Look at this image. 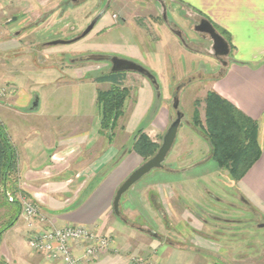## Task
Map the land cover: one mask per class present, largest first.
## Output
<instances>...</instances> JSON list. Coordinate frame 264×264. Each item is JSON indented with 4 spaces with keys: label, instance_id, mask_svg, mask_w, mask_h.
Listing matches in <instances>:
<instances>
[{
    "label": "crops",
    "instance_id": "1",
    "mask_svg": "<svg viewBox=\"0 0 264 264\" xmlns=\"http://www.w3.org/2000/svg\"><path fill=\"white\" fill-rule=\"evenodd\" d=\"M20 1V10L26 14V0ZM35 1L40 3V0L28 2ZM107 1L78 0L73 3L49 0L51 12L42 21L36 22V15L31 19L33 14L17 20L20 26L29 22L34 24L24 36H32L33 41L25 42V45L29 51L34 47L40 50L45 68L36 71L41 75L48 74L44 79L46 82L36 84L31 99L24 96L20 99L27 104L20 108L21 111L10 108L9 104L19 101L15 97V81L23 79L22 76L5 79L3 83L14 88V94L6 104H0V123L16 151L19 191L37 204L57 227L84 226L109 239L107 250L89 264H223L217 258L215 241L199 235V225L194 222L190 214L192 209L186 204V200L196 203L192 197L205 189L195 185L192 191H186L181 185L211 178L213 182V178L219 176L221 169L212 160L209 146L202 163L170 172L152 171L122 196L120 209L124 215L137 220L142 230L156 231L147 205L156 211V204L162 201L161 196L168 188L172 196L177 194L180 206H172V210L177 212L180 220L175 219L174 229L170 227L166 234H158L163 238L129 228L113 215L112 201L119 183L144 163L131 151L133 135L143 129L149 138V134H154L156 139L150 138L153 143L161 139L170 121L164 102L167 98L161 92L162 102L158 105L160 97L144 77L122 73L118 83L129 90L130 99L126 105L123 130L117 131L109 144L99 134L96 97L99 91H108L112 84L95 81L97 76L92 74L100 67L85 71L86 67L76 68L77 63H72L64 68V61L90 53H108L134 60L151 71L158 82L166 81L168 59L166 47L161 45L160 39L163 37L168 43L175 41L170 39L169 28L163 22L159 28L150 25V21H156L160 16L157 11H162L155 0H111L105 14L85 38L70 45L44 46L55 40L78 37ZM163 1L166 15L169 13V23L199 33L194 30L195 26L207 21L227 42L229 54L223 56L225 67H222L221 74L209 80L210 91L257 125L259 158L236 182L235 188L252 210L264 218V0ZM10 42H0V53L24 56L23 45ZM135 42L144 48L139 50ZM188 53L192 58L202 56L199 52ZM32 62L38 66L39 60ZM55 64L61 68L55 69ZM210 160L212 163L208 167ZM10 213L4 225L12 219H15L14 224L3 232L0 227V264H51L29 251L27 246L28 234L43 226L34 223L33 228H29L20 211L13 206ZM166 213L169 219L170 212ZM12 237L28 248L26 258H19L14 249L11 259L8 253L9 249L12 250L9 242ZM137 259L143 262L136 263Z\"/></svg>",
    "mask_w": 264,
    "mask_h": 264
},
{
    "label": "rangeland",
    "instance_id": "2",
    "mask_svg": "<svg viewBox=\"0 0 264 264\" xmlns=\"http://www.w3.org/2000/svg\"><path fill=\"white\" fill-rule=\"evenodd\" d=\"M4 1V2H2ZM29 0H26L25 3V10H27V13L24 14L23 10H20V0H0V42L1 41H11L10 44H16L15 42H19L22 44V52L25 53L24 56H19L16 54H4L0 53V75L4 77H0V87L7 86L4 83L5 79L7 80H13L14 77L22 76L20 80H16V92L15 97L19 99L14 105L9 104L10 108L14 110H20L22 106H24L25 100H20L23 96L24 98L30 96H34L35 93H33V89L36 88V84L40 82H46L48 77V74H39L36 70H40L42 68H45V65L42 64V60L40 55V50L31 49L28 50V46L25 45V42L33 41L32 36L24 37L25 31L34 24L27 25H21V23L17 20L21 19L24 15H32L31 19L35 17L36 15V22H40L43 20L45 15L48 12H51V2L49 0H40L39 4H36L37 1L34 3L28 2ZM78 2V1H77ZM58 4H61L60 2ZM56 4V5H58ZM64 4V3H62ZM61 7H63L61 5ZM159 15L162 17L163 12L157 11ZM160 16L157 18L156 21H150L151 27L159 28L162 25L163 19L160 18ZM167 20L170 19L169 13L166 15ZM169 18V19H168ZM23 23V22H22ZM31 24V25H30ZM29 25V26H28ZM170 25H174L170 22ZM173 27V26H171ZM180 29V30H179ZM173 30H179L182 33V36H186L185 38L189 37L190 39H197L198 35H196L191 29L189 28H181L180 26L173 27ZM18 31V32H16ZM169 32L171 33L170 39H172V42L174 43H168V41H165V38H161L160 43L162 46L166 47V57H167V67L165 68L167 74H166V81H157L159 85V92H160V98L158 101V105L161 104V92H163L164 96H166L167 100L164 101L166 103L167 110L169 112L170 121L173 122L176 118V111L172 109V101L173 97L176 92V88L181 83H186L187 80L191 79V83L187 84L184 89L180 93L179 97V108L178 111L183 114V119L181 122V125L179 127L177 137L175 140V143L171 149V152L169 153L168 157L166 158L164 162L165 170H178V169H185L188 168V166L196 165L198 163H202L204 159L205 151L208 148V145L205 143L204 139L198 135L195 131L190 128L189 123H191L194 120L195 111L199 113L201 121L204 120V100L208 93H211L210 91V79L216 77L219 74L218 69H220L218 63L208 57L204 56H195L192 58V54L188 53L191 52L189 49H187L184 45H180L179 39L171 32L169 29ZM23 34V35H21ZM176 38V39H174ZM169 39V38H168ZM169 39V41H171ZM189 40V39H188ZM136 43V42H135ZM179 43V44H178ZM193 43V42H191ZM137 47L140 49H143L144 46L141 45L139 42L136 43ZM194 50H197L199 52H202L203 50H207L206 47L203 48H194L191 47ZM27 49V50H26ZM188 51V52H187ZM195 52V51H192ZM143 53V50H142ZM88 55H110L108 53H90L83 56ZM202 55V54H201ZM72 57L67 58L66 61H64V68L70 67L72 63L75 65L77 63V67H86V70L91 71V69H95L97 67H100L99 70L96 71V73L92 74L94 76H101L109 73L110 70V64L106 62H74V60L79 59L80 57ZM39 60L38 66H34V62L36 63ZM41 60V61H40ZM56 61V60H54ZM134 61V60H133ZM63 63V62H62ZM138 64V63H137ZM142 67H144L142 64H139ZM63 66V65H62ZM38 67V68H37ZM55 69L61 68L57 64L54 65ZM145 68V67H144ZM84 69H82L83 71ZM155 78L156 76L149 71ZM165 72V71H164ZM39 74V75H38ZM159 77V76H158ZM162 78V77H160ZM165 78V76H164ZM157 79V78H156ZM2 80V81H1ZM147 80V79H146ZM11 86V85H10ZM164 88V89H162ZM167 89V91H165ZM156 92V91H155ZM163 97V96H162ZM130 99V98H129ZM6 104V101H3L1 103ZM10 102V101H9ZM0 103V104H1ZM27 105V104H25ZM127 105V103H126ZM126 105H125V111H126ZM125 116L120 125H123V122L125 121ZM188 124V125H187ZM169 127V126H168ZM167 127V129H168ZM166 129V130H167ZM119 131V130H118ZM121 131V130H120ZM166 132V131H165ZM143 134H145L143 132ZM146 135V134H145ZM134 136V135H133ZM150 138L152 140H155L154 134H149ZM148 137V136H147ZM149 138V137H148ZM149 138V139H150ZM155 144L160 147L163 136L160 137ZM150 139V140H151ZM156 154V153H155ZM149 160V159H148ZM146 162V161H144ZM212 160L208 161L207 164L211 165ZM204 164V163H203ZM210 165L208 167H210ZM197 169V167H196ZM136 170V169H135ZM133 170V171H135ZM132 171V172H133ZM131 172V173H132ZM220 174L219 176H215L213 178L209 179V181L203 180L200 182H192L194 184H191L189 182H185L181 185H183V189L186 191H189L194 189V186L196 185L198 188L202 187L205 190L200 191L197 193L196 197H192L193 202L186 200L187 206H189L192 210L190 213L192 215V218L195 223L199 225L200 231L199 235L201 237H207L211 238L215 241L216 249H218L217 252V258L223 263V264H264V227L257 228L255 224L257 223H264V220L260 219V215L257 213L256 216H254V220L252 222L244 221L245 219H249L250 216L247 214H243L240 211H233L230 210L226 206H219L215 199L224 198L223 193L229 192V193H235V184L236 182L231 181L228 178V175L225 171L219 170ZM129 173V175L131 174ZM223 173V174H221ZM119 183L118 187L124 182L128 176ZM150 174L142 178L141 180L147 178ZM120 177L118 176V179ZM18 176L13 177L10 179L6 185V190L3 188V184L0 183V227L3 229L5 227L4 222H7L6 220L11 214L12 206L16 208L15 205L11 204L13 201L17 200L20 203V213H21V201L25 200L28 202H31L33 205L38 206L37 204L33 203L30 199H27V197L19 191V182H18ZM177 189V187H176ZM170 188L166 190L165 195L161 196L162 201L157 203L156 205V211L152 210L149 205L148 211L152 215V219L156 228V231L162 235L166 234L167 230L163 227L160 215L159 214H166L167 212H170V218H169V224L170 227L174 229L173 223H176V220H180L179 216L177 215V212H173L172 206L175 208L180 206V198L174 195L172 196L169 193ZM178 190V189H177ZM17 191V192H16ZM172 192V191H171ZM207 192L209 193V198L207 195ZM8 194L9 196H7ZM124 197H122L123 199ZM11 200L12 202H10ZM185 201V200H184ZM232 202L233 205L239 206L238 203L234 201ZM183 203V202H182ZM181 203V204H182ZM12 205V206H11ZM39 207V206H38ZM120 216L118 219H120L127 227L132 229H137L140 227V223H138L137 220H130L128 219L124 213L123 210L120 209ZM44 214V213H43ZM114 215V213H113ZM208 215H214V216H221L223 218H229V219H237L243 222H239L235 226H230L231 233H218L217 228L211 229V227L203 226L200 222H198V217H201V219L207 220L209 225L211 226H218L220 227V224H217L213 221H210L208 219ZM115 216V215H114ZM262 217V216H261ZM176 219V220H175ZM262 219H264L262 217ZM127 224H126V222ZM172 222V223H171ZM178 230V229H177ZM4 240V238H3ZM8 241V239H6ZM2 241L0 237V242ZM22 241V240H21ZM10 246L12 248L9 249V255H13L14 249L15 254L19 255V258L23 259L26 258L28 255V248L22 244L18 243L17 239H10ZM173 242V241H172ZM170 242V243H172ZM169 243V244H170ZM173 242L172 244H174ZM21 246V247H20ZM30 251V250H29ZM14 254V255H15ZM10 255V256H11ZM11 259H13V256H11ZM143 262V260H136V263ZM151 264V263H150Z\"/></svg>",
    "mask_w": 264,
    "mask_h": 264
},
{
    "label": "trees",
    "instance_id": "3",
    "mask_svg": "<svg viewBox=\"0 0 264 264\" xmlns=\"http://www.w3.org/2000/svg\"><path fill=\"white\" fill-rule=\"evenodd\" d=\"M121 75L123 74L109 72L95 79L99 83L112 84L108 91H99L96 97L99 134L106 138L109 144L115 133L123 130L120 124L125 116V105L130 98L129 90L118 83ZM189 126L208 144L212 160L219 169L228 173L233 182L241 180L259 158L257 125L214 92L208 93L204 100V120L201 121L199 113L195 111L194 120L189 123ZM158 149L159 146L143 134V129H139L134 134L131 151L143 161L152 158ZM17 174L16 151L4 126L0 123V183L3 184L5 190L8 181ZM11 204L16 206L17 211H20V203L17 200ZM14 222L15 219H12L5 225L2 232L10 228Z\"/></svg>",
    "mask_w": 264,
    "mask_h": 264
},
{
    "label": "water",
    "instance_id": "4",
    "mask_svg": "<svg viewBox=\"0 0 264 264\" xmlns=\"http://www.w3.org/2000/svg\"><path fill=\"white\" fill-rule=\"evenodd\" d=\"M78 0H71V2L75 3ZM158 3L161 5L162 10H163V19L167 25V27L171 30V32L184 44V39L182 36V33L178 30H173V27L176 25L174 24L173 27L171 28L166 20V6L163 0H157ZM111 0H108L102 11L91 21V23L88 25V27L76 38L71 39V40H55L52 42H49L45 44V47H53V46H62V45H70L73 44L83 38H85L94 28L95 24L97 21L105 14L107 11L109 4ZM204 24L206 25L207 32L211 37V40L213 42L214 49H218V47H222L224 50L221 53L222 56H228L229 54V48L227 45V42L223 37L212 27L210 23L207 21H203ZM74 62H80V63H85V62H107L111 64V69L110 73L115 74V73H135L138 74L145 79L154 87L156 91L157 97H160V92H159V85L157 83L156 78L144 67L141 65L125 60V59H120L116 57H111L107 55H88V56H83L80 57L79 59L74 60ZM225 67V64L222 65ZM191 79L187 80V84L191 83ZM186 83H181L177 88L175 95L173 97L172 101V109L176 111V118L171 124L169 125L168 129L166 130L165 134L163 135L161 145L159 149L157 150L156 154L144 162L139 168H137L135 171H133L128 178L119 186L117 189L114 199L112 201V212L116 217L120 216V200L122 196L137 182H139L142 178L150 174L152 171L155 170H165L164 167V162L166 158L168 157L169 153L171 152V149L175 143L177 133L179 130V127L181 125L182 119H183V114L178 111L179 108V97L181 91L184 89V87L187 85ZM36 103H34V107H36ZM171 171V170H167ZM148 235L151 237H155L154 232H146Z\"/></svg>",
    "mask_w": 264,
    "mask_h": 264
},
{
    "label": "built area",
    "instance_id": "5",
    "mask_svg": "<svg viewBox=\"0 0 264 264\" xmlns=\"http://www.w3.org/2000/svg\"><path fill=\"white\" fill-rule=\"evenodd\" d=\"M13 91L14 88L10 86L0 87V103L7 101L14 94ZM21 203L20 215L27 226L33 228L34 223L43 226L28 234L27 246L32 253L42 256L44 261L51 264H89L109 247L107 237L84 226L57 227L38 206L25 200Z\"/></svg>",
    "mask_w": 264,
    "mask_h": 264
},
{
    "label": "flooded vegetation",
    "instance_id": "6",
    "mask_svg": "<svg viewBox=\"0 0 264 264\" xmlns=\"http://www.w3.org/2000/svg\"><path fill=\"white\" fill-rule=\"evenodd\" d=\"M69 1H71V0H69ZM164 2V1H163ZM155 3H157L158 5H159V7H161V5L158 3V1L157 0H155ZM110 5V4H109ZM104 8V7H103ZM102 8V9H103ZM161 9H162V7H161ZM102 11V10H101ZM162 12H163V10H162ZM163 15V14H162ZM160 18H162L163 19V17H161L160 16ZM166 20H167V18H166ZM167 22H168V20H167ZM163 23L166 25V23H165V21H164V19H163ZM168 24H169V26L171 27V26H173V25H170V23L168 22ZM167 26V25H166ZM172 28V27H171ZM199 30L200 32L199 33H197V32H194L196 35H198V38L197 39H195V40H193V42L194 43H191L192 41L191 40H188L187 38H185L184 36H183V39H184V44L180 41V43L182 44V45H184L187 49H189L190 51L192 50V51H195V52H199V51H197V50H194V49H192L191 47H194V48H196V47H198V48H205L206 47V45H207V50H203L202 52H199V53H201L202 54V56H204V57H208V58H212V59H214L217 63H218V65H219V67H220V69H218V71H219V74H221V71H222V65H223V63H224V61H223V56H222V52H223V48L220 46V47H218V49H214V47L215 46H213V42H212V40H211V37H210V35L208 34V32L206 31L207 30V28H206V25L204 24V22H199V24L197 25V26H195V29L194 30ZM220 34V33H219ZM191 41V42H190ZM107 56H111V57H116V58H120V59H125V60H129V61H133V60H130V59H127V58H124V57H119V56H117V55H107ZM133 62H135V61H133ZM107 63V62H106ZM136 63V62H135ZM110 64V63H109ZM110 66V69H111V64L109 65ZM109 72H110V70H109ZM188 125V124H187ZM189 126V125H188ZM191 128V127H190ZM193 130V129H192ZM193 131H195V130H193ZM223 195H224V198L222 197V199L221 198H218V199H215L214 201H216V203L220 206H226V207H228L230 210H233V211H235V210H237V211H240V212H242L243 214H248L249 216H250V218L249 219H245L244 221H249V222H252L253 220H254V216H256V214L257 213H255V211H253L252 210V208L250 207V205L248 204V202L243 198V196H241L238 192H237V190L235 189V193H229V192H224L223 193ZM206 196H208V198H209V193L207 192V195ZM230 201H234V202H236V203H238L239 204V206H235V205H233L232 204V202H230ZM160 215V220H161V223H162V225H163V227L167 230V229H169L170 228V224H169V219H168V216H167V213L165 214V215H163V214H159ZM208 217V219L210 220V221H213V222H215V223H217V224H220V227H218V226H210L209 225V223H208V221L207 220H204V219H201V217H198L197 219H198V221L203 225V226H208V227H211V229H215V228H217V230H218V233H227V234H230L231 233V228H230V226H235V225H237L239 222H243V221H240V220H237V219H229V218H223V217H221V216H214V215H208L207 216ZM260 219L261 220H264V219H262V217L260 216ZM126 222V221H125ZM126 224H127V222H126ZM256 225V227L257 228H259V227H264V223H257V224H255ZM136 229V228H135ZM140 229V230H139ZM136 230H139V231H143V232H154L155 233V238H163L162 236H160V235H158L159 233L157 232V231H154V230H142L140 227H138ZM210 238V237H209ZM167 239H165V241H166ZM168 241V240H167Z\"/></svg>",
    "mask_w": 264,
    "mask_h": 264
}]
</instances>
